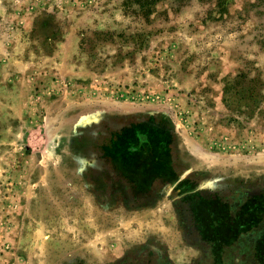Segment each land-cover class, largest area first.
<instances>
[{
    "label": "rangeland",
    "instance_id": "374dc122",
    "mask_svg": "<svg viewBox=\"0 0 264 264\" xmlns=\"http://www.w3.org/2000/svg\"><path fill=\"white\" fill-rule=\"evenodd\" d=\"M132 124L171 133L144 190L103 145ZM180 181L264 187V0H0V264H209Z\"/></svg>",
    "mask_w": 264,
    "mask_h": 264
},
{
    "label": "flooded vegetation",
    "instance_id": "af4514ba",
    "mask_svg": "<svg viewBox=\"0 0 264 264\" xmlns=\"http://www.w3.org/2000/svg\"><path fill=\"white\" fill-rule=\"evenodd\" d=\"M177 187L178 194H176V199L179 200L187 216L191 232L196 236L197 241L209 246V264H225L226 260L234 261L233 251L236 249V243H229L227 239L234 236L254 235V233L258 234L250 245V250L254 252L247 256L250 259L253 258L256 262H260L253 247L260 245V241L264 238V207L261 208V204H264L263 186L255 192L246 193L238 200L233 199V197L223 196L222 191L217 186L209 185V188H201L195 181H189L188 183H181L180 181ZM217 200L221 201L225 212L224 214L220 213V215L210 217V223L208 222L205 227L201 218L202 210L198 211V209L200 206L206 205V203L208 206H214ZM254 200L257 202L255 203ZM194 202L196 204L193 207ZM215 210L216 212L219 211L218 207ZM239 216L243 220L241 223L237 222ZM195 217H199V221ZM255 218H257V221H253ZM208 238H215L216 240L209 243ZM203 239H206V241ZM217 252L220 254L219 260H216L215 256Z\"/></svg>",
    "mask_w": 264,
    "mask_h": 264
},
{
    "label": "trees",
    "instance_id": "16d2710c",
    "mask_svg": "<svg viewBox=\"0 0 264 264\" xmlns=\"http://www.w3.org/2000/svg\"><path fill=\"white\" fill-rule=\"evenodd\" d=\"M141 126L133 125L116 132L115 139L106 144L104 149L113 158L114 165L125 178L128 188L144 190L148 188L151 178L155 180L162 177L165 171L170 172L168 169L175 174L173 167L168 164L170 153L168 144L171 138L169 129L162 124L152 125L153 135L149 136ZM158 145L161 147L160 150ZM150 160L152 161L149 162ZM254 248L258 260L264 264V251L259 250V245ZM215 256L216 260L220 259L218 252Z\"/></svg>",
    "mask_w": 264,
    "mask_h": 264
},
{
    "label": "bare ground",
    "instance_id": "6f19581e",
    "mask_svg": "<svg viewBox=\"0 0 264 264\" xmlns=\"http://www.w3.org/2000/svg\"><path fill=\"white\" fill-rule=\"evenodd\" d=\"M193 151H195L196 153H198L201 157H203L205 160L210 161V156L207 153L204 152H200L199 150H197L195 147L193 148ZM215 162V161H213Z\"/></svg>",
    "mask_w": 264,
    "mask_h": 264
},
{
    "label": "crops",
    "instance_id": "0c3cea01",
    "mask_svg": "<svg viewBox=\"0 0 264 264\" xmlns=\"http://www.w3.org/2000/svg\"><path fill=\"white\" fill-rule=\"evenodd\" d=\"M131 126H133V124L132 125H129V126H126V127H131ZM121 131V130H120ZM120 131H118V132H120ZM116 133V132H115ZM110 138H112V139H115V134L114 135H111L110 136ZM108 143H110V141H108L107 143H105V144H103L104 146L106 145V144H108ZM108 158H109V156H108ZM111 159H113L112 157H111ZM112 162H113V160H112ZM113 164H114V162H113ZM117 171V170H116ZM117 173H119L118 171H117ZM246 253V252H245ZM242 257V256H241ZM237 261L236 262H240V259H236ZM243 263V262H242Z\"/></svg>",
    "mask_w": 264,
    "mask_h": 264
}]
</instances>
